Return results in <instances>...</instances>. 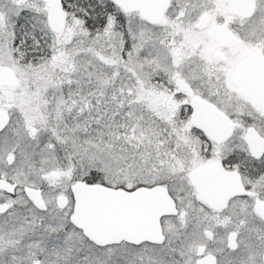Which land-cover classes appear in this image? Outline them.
<instances>
[{
	"label": "snow or ice",
	"instance_id": "obj_1",
	"mask_svg": "<svg viewBox=\"0 0 264 264\" xmlns=\"http://www.w3.org/2000/svg\"><path fill=\"white\" fill-rule=\"evenodd\" d=\"M0 264H264V0H0Z\"/></svg>",
	"mask_w": 264,
	"mask_h": 264
}]
</instances>
